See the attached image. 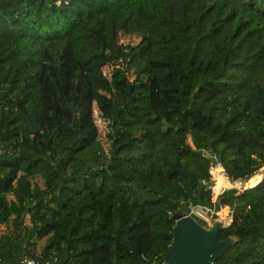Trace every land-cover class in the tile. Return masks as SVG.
I'll list each match as a JSON object with an SVG mask.
<instances>
[{"label": "trees", "instance_id": "obj_1", "mask_svg": "<svg viewBox=\"0 0 264 264\" xmlns=\"http://www.w3.org/2000/svg\"><path fill=\"white\" fill-rule=\"evenodd\" d=\"M211 154L264 166V0H0V264H158L182 204L264 264V170L213 201Z\"/></svg>", "mask_w": 264, "mask_h": 264}, {"label": "water", "instance_id": "obj_2", "mask_svg": "<svg viewBox=\"0 0 264 264\" xmlns=\"http://www.w3.org/2000/svg\"><path fill=\"white\" fill-rule=\"evenodd\" d=\"M172 218V241L163 254L166 264L212 263L236 241L232 235L218 237L220 229L226 226L225 220L214 218L210 224H202L192 215L190 205L182 204Z\"/></svg>", "mask_w": 264, "mask_h": 264}, {"label": "built area", "instance_id": "obj_3", "mask_svg": "<svg viewBox=\"0 0 264 264\" xmlns=\"http://www.w3.org/2000/svg\"><path fill=\"white\" fill-rule=\"evenodd\" d=\"M211 157L213 158V163L210 166V173H211L210 174V183L211 184H210L209 188L211 189V197H212L213 201L215 200L217 195L225 189H235L236 191H241L244 188L248 187L247 186L248 184H244V183H246L245 178L239 177V179H238V178H233V177L228 176V174L224 171V169H223L220 161L218 160L217 156L215 154H211ZM260 174L262 175V173H260ZM214 177H215V179H214ZM218 177L222 178L221 179L222 184H220L219 188L215 189L214 188V185H215L214 180H217ZM228 177H230V179H228ZM224 181L228 182V184L226 186H225V183L223 184ZM193 207H195V206H191V211L193 210ZM197 207H201L204 210L206 209L205 213H207L209 215V217L206 218V223L207 224L211 223L214 218L211 217V215L209 214V212H208L209 208L205 207V206H197ZM219 210H221V208ZM219 217H217V218H219L221 220L223 219L227 222L228 218L231 217V211H229V214L227 215V217H225L224 215L223 216L219 215ZM174 222H175V220H174ZM19 264H67V263L60 262V261L56 260L55 257L53 258V260L46 259L43 262H39L33 256L24 255L20 259ZM158 264H166V262L164 260H162Z\"/></svg>", "mask_w": 264, "mask_h": 264}, {"label": "rangeland", "instance_id": "obj_4", "mask_svg": "<svg viewBox=\"0 0 264 264\" xmlns=\"http://www.w3.org/2000/svg\"><path fill=\"white\" fill-rule=\"evenodd\" d=\"M127 38H135V37L131 36V37H127ZM105 71H107V68H105ZM97 122L99 124V128H100V131H101L100 133L103 136V134H104V122L99 117H97ZM249 161L252 162V160H249ZM263 170H264V166H261L257 171H254V173L247 175L245 177L246 183H244V184H248L247 186L255 184L262 177V175L260 173L263 174ZM214 179H215V177H214ZM214 182L217 183L216 180H214ZM224 183H225V186L228 184V182H226V181H224L223 184ZM220 184H222V183H220ZM192 212H194L197 215H199L200 217H202L205 220V222H206V218L209 217V215L207 213H205L206 209L204 210L201 207H193ZM228 214H229L228 208L227 207H223V208H221V210H218V216L217 217H219V215H222V216L224 215L225 217H227ZM205 224H207V223H205Z\"/></svg>", "mask_w": 264, "mask_h": 264}, {"label": "bare ground", "instance_id": "obj_5", "mask_svg": "<svg viewBox=\"0 0 264 264\" xmlns=\"http://www.w3.org/2000/svg\"><path fill=\"white\" fill-rule=\"evenodd\" d=\"M228 179H230V178L228 177Z\"/></svg>", "mask_w": 264, "mask_h": 264}]
</instances>
